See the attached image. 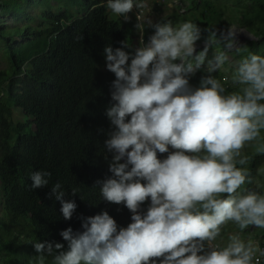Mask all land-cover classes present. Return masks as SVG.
<instances>
[{"label": "clouds", "instance_id": "1", "mask_svg": "<svg viewBox=\"0 0 264 264\" xmlns=\"http://www.w3.org/2000/svg\"><path fill=\"white\" fill-rule=\"evenodd\" d=\"M144 7L143 0L106 3L125 21L134 8ZM136 19L137 46L124 40L103 50L106 69L115 75L104 141L112 175L96 181L101 197L123 203L132 222L118 228L106 210L81 217L82 230L60 232L67 249L54 240L32 244L36 264H49V258L50 264H264L259 241L242 237L250 225L264 229V192L240 191L253 182L246 149L264 155V56L249 53L233 61L230 50L240 53L236 36L243 31L235 25L225 47L211 32L197 52L198 24ZM145 25L154 29L147 42ZM202 69L198 85L191 84ZM158 153L168 155L161 160ZM51 175L32 172L31 187H47ZM50 196L71 220L77 204L64 199L60 182ZM230 222L238 231L225 241L222 232Z\"/></svg>", "mask_w": 264, "mask_h": 264}, {"label": "trees", "instance_id": "2", "mask_svg": "<svg viewBox=\"0 0 264 264\" xmlns=\"http://www.w3.org/2000/svg\"><path fill=\"white\" fill-rule=\"evenodd\" d=\"M34 1L0 0V8L18 17ZM71 1L79 13L72 18L61 16L33 30L25 25L11 31L0 25V39L9 60L8 70H0V212L14 227L31 226L40 241L63 244L67 242L60 232L68 227L82 230L81 217L106 210L118 228L132 222V213L123 203H109L101 197L96 181L112 175V154L107 153L104 141L111 129L105 111L115 75L106 69L103 50L107 45L120 47L124 40L134 48L133 35L139 36L135 15L129 13V21L111 16L107 0ZM247 1L250 11L246 19L260 21L254 35L264 44V0ZM219 5L211 0L192 1L190 8L198 11L195 21L201 29L220 34L208 20ZM177 7L154 23L186 21ZM153 32L145 25V42ZM250 42L258 43L255 39ZM203 74L202 69L190 83L198 85ZM13 107L20 109L21 119L15 117ZM248 154L252 174L264 155ZM167 155L158 153V158ZM40 170L52 174L49 185L33 189L30 174ZM56 182L62 184L64 199L77 204L71 220L63 218L60 202L50 196ZM149 205L150 198L141 205L142 211ZM261 237L264 246V234ZM18 247L12 248V253Z\"/></svg>", "mask_w": 264, "mask_h": 264}, {"label": "rangeland", "instance_id": "3", "mask_svg": "<svg viewBox=\"0 0 264 264\" xmlns=\"http://www.w3.org/2000/svg\"><path fill=\"white\" fill-rule=\"evenodd\" d=\"M193 0H143L146 7L142 8L140 17L143 19L151 18L154 22L157 18L163 17L171 13L172 9L176 5H179L178 10L183 12L186 20H190L194 23L195 17H198V11L190 5ZM201 2L202 0H198ZM215 3H220L219 8L215 14H210L208 17L209 23L213 24L220 30V34H216V41L223 48L225 47L228 39V29L230 26L235 25L238 29L236 40L238 41L237 47L241 48L239 54L235 53L234 49L230 53L233 61L239 60L243 56H247L249 53H255L264 56V44L259 42L254 35L260 27V21L255 20L250 22L246 19L249 14V2L247 0H211ZM79 15L75 9L71 0H35L34 3L24 7L23 12H20L18 17H15L11 12L6 11L4 8H0V25L3 29L13 31L15 27H23L28 25L31 30L44 27L45 24L54 22V19L62 17L72 18ZM111 16H115L111 13ZM180 21L174 26L182 23ZM197 24V23H196ZM202 29L201 38L197 41V52L202 50L205 46L206 41L209 40L211 32L203 31ZM258 42L256 44L251 43L250 35ZM16 38V37H15ZM14 41V39H13ZM139 38L133 35V44L138 45ZM214 45L210 47L208 53V59L213 56ZM226 67H228L226 65ZM9 60L5 52L3 41L0 39V70H8ZM219 75V73H215ZM224 75V73H220ZM14 115L16 118L21 119L22 113L20 109L13 107ZM169 151H176L169 146ZM247 153L254 152L251 148L246 149ZM253 182L246 183L242 186L240 191L253 190L258 192H264V157L260 160L255 171L251 174ZM259 185V187H258ZM1 210V205H0ZM26 225V224H24ZM26 227L23 225L13 226L8 221V217L0 212V264H36L35 252L32 244L40 241L35 237V232L31 226L26 228V232L23 233ZM248 229L250 231H248ZM22 231V232H21ZM235 231H238L236 226L231 222L225 225L222 235L224 240H227V236ZM264 229H260L255 225H250L242 233V237L245 239L251 238L259 241L262 239ZM19 246L17 250H11L15 246ZM65 249H67V244ZM261 246V245H260ZM50 264V258H49Z\"/></svg>", "mask_w": 264, "mask_h": 264}, {"label": "built area", "instance_id": "4", "mask_svg": "<svg viewBox=\"0 0 264 264\" xmlns=\"http://www.w3.org/2000/svg\"><path fill=\"white\" fill-rule=\"evenodd\" d=\"M141 12H142V9H133V11L132 12H130V13H132V14H134L135 15V18L137 17V15H139L140 16V14H141ZM129 14V13H128ZM123 18V17H122ZM137 20V19H136ZM138 22V21H137ZM138 38L140 39V33H139V36H138ZM262 248H264V246H261Z\"/></svg>", "mask_w": 264, "mask_h": 264}]
</instances>
